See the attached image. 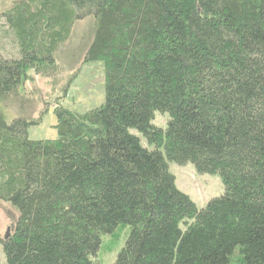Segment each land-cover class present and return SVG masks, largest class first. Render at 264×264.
<instances>
[{
    "label": "trees",
    "instance_id": "1",
    "mask_svg": "<svg viewBox=\"0 0 264 264\" xmlns=\"http://www.w3.org/2000/svg\"><path fill=\"white\" fill-rule=\"evenodd\" d=\"M88 15L75 55L103 62L104 102H57V137L31 140L48 104L31 116L30 72L56 74ZM0 19L15 46L0 56V201L18 212L5 264H93L121 223L112 264H264V0H0ZM6 102L23 114L7 122ZM168 162L218 174L224 193L197 207Z\"/></svg>",
    "mask_w": 264,
    "mask_h": 264
},
{
    "label": "rangeland",
    "instance_id": "2",
    "mask_svg": "<svg viewBox=\"0 0 264 264\" xmlns=\"http://www.w3.org/2000/svg\"><path fill=\"white\" fill-rule=\"evenodd\" d=\"M11 1V0H4ZM94 17L88 15L77 20L71 31L69 39L59 47L56 53L58 71L51 77L33 76L25 83L23 93L27 98H36L39 103L35 110L30 112L36 117L40 110L48 104V110L43 113L39 124L27 128V136L31 140L54 139L57 137L54 125L56 118L52 107L59 102L64 108L73 112L84 113L94 109L104 102V65L102 61L83 60L84 53L79 50L82 37L92 38L94 30ZM15 54V46L11 35L6 32V25L0 19V56ZM8 58V57H6ZM32 97V98H31ZM21 106V105H20ZM31 109L28 110V112ZM2 112L7 122L23 114L21 109L11 103H3ZM168 119L167 114L154 111L151 123L164 128ZM132 134L137 135L141 143L146 146L143 137L135 130ZM169 171L175 178L176 188L186 194L197 207H203L208 200L224 193V186L218 174L198 173L190 162L178 165L168 162ZM18 212L10 204L0 201V237L3 238L7 229L13 226ZM10 232V230H9ZM130 226L118 224L111 233L100 235V244L94 256H91L93 264H112L118 252L124 246ZM0 264H5V254L0 244Z\"/></svg>",
    "mask_w": 264,
    "mask_h": 264
},
{
    "label": "water",
    "instance_id": "3",
    "mask_svg": "<svg viewBox=\"0 0 264 264\" xmlns=\"http://www.w3.org/2000/svg\"><path fill=\"white\" fill-rule=\"evenodd\" d=\"M9 230H10V229H7L5 235L3 236V239H6V238L9 236V233H10Z\"/></svg>",
    "mask_w": 264,
    "mask_h": 264
}]
</instances>
